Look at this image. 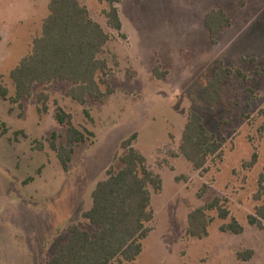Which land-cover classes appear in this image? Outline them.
Instances as JSON below:
<instances>
[{
	"label": "rangeland",
	"instance_id": "374dc122",
	"mask_svg": "<svg viewBox=\"0 0 264 264\" xmlns=\"http://www.w3.org/2000/svg\"><path fill=\"white\" fill-rule=\"evenodd\" d=\"M79 1L111 35L103 57L113 93L81 106L66 97L69 84L57 82L34 86L19 104L0 99V264H45L68 240L69 226L92 232L82 213L91 208V194L108 168L121 169L115 158L133 134L134 148L160 177L162 189H150L153 221L132 264H264V221L262 229L248 223L260 205L259 185L264 187V0H121L120 34L107 26L105 4ZM47 2L34 0L30 10L22 0H0V84L9 98L15 95L9 74L40 33ZM212 9L231 18L215 44L204 25ZM19 16L18 26L2 25ZM221 65L234 74L210 108L202 102L204 86ZM156 66L166 74L162 79L152 74ZM41 92L49 96L44 115L36 110ZM56 106L71 114L76 128L93 133L74 147L67 171L49 145L52 133L56 146L65 144L66 128L53 118ZM191 113L222 145L221 157L210 159L204 170H195L178 150ZM40 144L43 149H35ZM216 199L227 219L209 211L207 237L189 238L188 214ZM232 219L242 234L220 231ZM243 251L253 253L248 261L237 260Z\"/></svg>",
	"mask_w": 264,
	"mask_h": 264
},
{
	"label": "trees",
	"instance_id": "16d2710c",
	"mask_svg": "<svg viewBox=\"0 0 264 264\" xmlns=\"http://www.w3.org/2000/svg\"><path fill=\"white\" fill-rule=\"evenodd\" d=\"M97 1L106 5L102 14L107 26L120 34L122 24L118 4L121 0ZM47 10L40 33L32 39L29 53L9 74L15 89L14 98H9L8 89L0 84V99L19 104L31 97L36 85L45 88L53 83L65 82L69 84L65 95L73 102L85 106L88 99L103 101L113 93L109 88L111 69L103 57L111 35L91 17L79 0H49ZM204 25L210 42L215 44L217 37L231 25V18L221 9H212L206 14ZM114 62L117 66L116 56ZM152 74L157 79L166 75L159 73L158 66L153 68ZM233 74L223 65L214 72L204 86V105L214 108L221 101L223 84ZM235 74L239 78L243 76L238 70ZM48 103L49 96L45 92L37 95L36 110L39 115L48 113ZM84 114L89 118L88 111L85 110ZM53 118L58 125L66 128L65 144L56 146V133H52L50 149L56 154L61 168L67 171L74 147L87 142L93 133L76 128L72 124L71 114L59 106L55 107ZM136 137L133 134L121 143L123 154L115 158L121 169L114 170L113 165L108 168L105 180L99 182L91 194V208L82 213V218L92 228V232L86 231L81 225L69 226L68 240L58 247L46 264H132L139 257L142 241L150 232L147 225L153 221L150 189L160 192L162 180L148 169L144 156L134 148ZM35 149L42 150L43 145ZM178 150L195 170H204L210 159L221 157L222 145L215 135L207 131L202 118L191 113L186 118ZM31 180L29 178L28 182ZM255 200L260 205L248 217V223L262 229V184L259 185ZM212 210L218 212L221 220L227 219L228 212L218 199L210 205L197 208L187 216L186 235L189 238L201 240L207 237L210 224L207 214ZM220 231L240 235L243 228L232 219L230 223L222 225ZM252 255V251H243L236 253V258L245 262Z\"/></svg>",
	"mask_w": 264,
	"mask_h": 264
},
{
	"label": "crops",
	"instance_id": "0c3cea01",
	"mask_svg": "<svg viewBox=\"0 0 264 264\" xmlns=\"http://www.w3.org/2000/svg\"><path fill=\"white\" fill-rule=\"evenodd\" d=\"M22 2H24V3H28V8L31 10L32 9V7H34V4H32L33 2H34V0H22ZM48 2H49V0H48ZM48 2H47V5H48ZM27 6V5H26ZM10 7H13V5H11ZM24 8H26V7H24ZM4 13V12H3ZM21 14H22V16L24 17H28V18H30L31 17V15L29 14V12H20ZM6 16H7V13L5 14ZM5 15H4V17H5ZM22 16H19L18 17V21H16V18H13L12 19V17L10 18V19H8V20H3V22H2V25L3 26H8V28H14V27H16V26H18L17 24L18 23H21V20H20V17L21 18H23ZM120 16V15H119ZM46 17V16H45ZM120 20H121V18H120ZM122 24V23H121ZM123 27V26H122ZM24 58V57H23ZM63 83H65V82H63ZM47 260L48 259H46V262H47ZM46 264V263H45Z\"/></svg>",
	"mask_w": 264,
	"mask_h": 264
}]
</instances>
